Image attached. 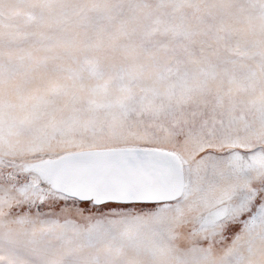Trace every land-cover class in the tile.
Returning <instances> with one entry per match:
<instances>
[{
    "label": "snow or ice",
    "instance_id": "obj_1",
    "mask_svg": "<svg viewBox=\"0 0 264 264\" xmlns=\"http://www.w3.org/2000/svg\"><path fill=\"white\" fill-rule=\"evenodd\" d=\"M0 264H264V0H0Z\"/></svg>",
    "mask_w": 264,
    "mask_h": 264
}]
</instances>
